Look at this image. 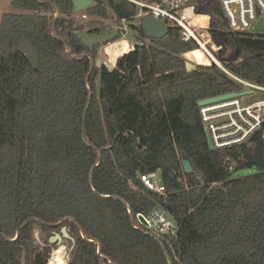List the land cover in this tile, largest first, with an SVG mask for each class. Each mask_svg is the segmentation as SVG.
I'll use <instances>...</instances> for the list:
<instances>
[{
  "label": "trees",
  "instance_id": "trees-1",
  "mask_svg": "<svg viewBox=\"0 0 264 264\" xmlns=\"http://www.w3.org/2000/svg\"><path fill=\"white\" fill-rule=\"evenodd\" d=\"M10 1L45 13L0 18V264H264V138L211 148L199 105L241 84L177 27L150 43L136 35L134 51L116 56L129 61L123 73L97 64L100 44L79 36L72 0ZM109 10L119 21L138 12L97 0L86 13ZM132 28L147 37L142 22ZM223 31L215 44L243 59L220 60L264 86V51L244 42L255 35ZM23 39L37 68L17 50ZM186 54L204 64L189 70ZM158 169L165 195L138 186ZM161 198L176 235L136 226ZM63 226L75 239L66 262L65 246L49 242Z\"/></svg>",
  "mask_w": 264,
  "mask_h": 264
},
{
  "label": "built area",
  "instance_id": "built-area-1",
  "mask_svg": "<svg viewBox=\"0 0 264 264\" xmlns=\"http://www.w3.org/2000/svg\"><path fill=\"white\" fill-rule=\"evenodd\" d=\"M136 4L138 12L135 18L140 22L146 17L153 16L162 19L171 27L180 29V37L184 41H195L202 53L215 61V63L228 75L237 80L241 86L243 95L236 98L221 101L214 104L201 106V116L206 135L210 137L213 148H225L234 145H251V140L257 133L264 138V98L250 103L243 101L244 97L253 92L264 94V86L252 83L233 74L226 65L217 61L213 52L218 53L215 43L223 33H250L256 22L264 18V0H130ZM83 17L87 16L83 14ZM121 20L123 38L129 35L126 22ZM217 22L219 27H215ZM248 36V35H247ZM116 42H108V48ZM132 51L135 44L130 41ZM238 53V52H237ZM223 56V55H222ZM221 57V56H220ZM109 57V61L111 60ZM120 57H115V61ZM197 64H201L197 57L192 58ZM243 57L231 56L227 61H241ZM107 65V64H106ZM229 171L235 169L233 163H229ZM138 182L150 191L160 195L167 193L161 180L160 170L149 173H139ZM141 187L140 185H138ZM136 226L145 228L156 235H176L179 231L178 224L168 215L162 205H158L149 213L138 212L135 215ZM36 237L39 238L38 232ZM68 259L65 257V262ZM65 264V263H64Z\"/></svg>",
  "mask_w": 264,
  "mask_h": 264
},
{
  "label": "rangeland",
  "instance_id": "rangeland-1",
  "mask_svg": "<svg viewBox=\"0 0 264 264\" xmlns=\"http://www.w3.org/2000/svg\"><path fill=\"white\" fill-rule=\"evenodd\" d=\"M97 3V0H94V4ZM5 13H25V14H33V13H45V11L42 10H37V9H31V8H23V7H19V6H14L11 4L10 0H0V18L2 17L3 14ZM83 14H85L87 17L84 18ZM108 17H100L97 15H90L88 13H86V10L77 13L76 15H72V18H74L76 20V24H85V28L84 30L79 31V36L82 38V40L84 41L85 44L92 46L96 43L100 44L99 47V53H98V60L101 61V64H107V66L111 69H119L120 72L125 73L126 69L130 66L129 65V61H127L126 58L123 57V61H115V57L117 55H122L124 54L123 52L128 51L130 46H129V42L128 40L130 39V41H132L135 45L137 42V38L136 35L140 36L146 43H150V39H148L147 37H145L143 34H141L139 31H136L134 28H132V24L134 25H138L140 23V20L138 18L132 19V20H128L126 22L127 25V30L129 32V35L126 39H123V34H122V30L119 29V27L121 26V21L117 20L114 13L109 10L108 12ZM93 28V29H97L96 31L90 32L89 29ZM250 33L256 35H264V18H260L256 24L254 25V27L250 30ZM117 35H119L118 38ZM246 36V35H245ZM115 38V39H114ZM123 39V40H122ZM108 42H116L114 46H119L120 42H121V52L120 54H116V53H112L110 54L109 48L106 51V48L108 46ZM223 43L224 40H223ZM119 44V45H118ZM224 48L222 49H218V53L217 52H213V55L215 56V58L217 59V61L221 62L223 64V61L220 60V58L226 59L228 58V56L230 55L231 52V47L228 45H223ZM132 48V47H131ZM111 49V48H110ZM254 52H260V51H264V49H252ZM223 55V56H222ZM111 56V60L109 61V57ZM205 56V55H204ZM221 56V57H220ZM206 57V56H205ZM185 58L194 63L195 65H198L196 63V61H194L192 58L193 57H189L187 56V54L185 55ZM209 60V64L214 63L215 61L211 60L210 58L206 57ZM120 60H122V58L120 57ZM200 62V61H199ZM201 64H204L202 62H200ZM100 64V65H101ZM208 65V64H205ZM264 98V94L260 93V92H253L250 96H246L244 97L243 101L245 103H250L254 100H258ZM69 241H63L61 245L57 244L56 249H58L60 246H65V257L67 258L68 255H70V251H69ZM55 249V250H56ZM61 253L59 252L58 255H60Z\"/></svg>",
  "mask_w": 264,
  "mask_h": 264
},
{
  "label": "water",
  "instance_id": "water-1",
  "mask_svg": "<svg viewBox=\"0 0 264 264\" xmlns=\"http://www.w3.org/2000/svg\"><path fill=\"white\" fill-rule=\"evenodd\" d=\"M72 1L74 3L75 13H80L86 10L88 7L92 6L94 3V0H72ZM142 25H143L145 34L148 39L163 38L170 31V27L166 24L164 20L155 18L153 16L144 18L142 20ZM244 42L247 46L253 49L254 47L264 44V38L259 37V36H245ZM142 44L144 45L145 42H142ZM17 50L20 53L24 54L29 59V61L34 66V68L38 67L39 62H38V56H37L36 50L34 49L33 45L30 43L28 39H23L18 44ZM97 64L100 65L101 61L98 60ZM186 64L189 70H193L196 68V65L190 61H187ZM243 93L231 92V93H226V94H222V95H218L214 97H209V98L200 100L199 105L204 106V105L214 104V103H218V102L225 101V100H230L240 95H243ZM207 140H208L210 147L213 148V145L210 141L209 136H207ZM183 167L186 173L191 172L193 169L192 164L190 160L188 159L183 160ZM139 185L144 191L150 192V190L145 188L140 181H139ZM160 205H162L163 207L166 206V202L164 198L160 199ZM63 221H60L58 224H61ZM68 240L72 241L73 245L75 244V239L74 237L71 236L66 226H63L59 232H54V234L49 238V242L51 244L57 243L58 245H61L63 241H68ZM68 258H69V255H68Z\"/></svg>",
  "mask_w": 264,
  "mask_h": 264
},
{
  "label": "bare ground",
  "instance_id": "bare-ground-1",
  "mask_svg": "<svg viewBox=\"0 0 264 264\" xmlns=\"http://www.w3.org/2000/svg\"><path fill=\"white\" fill-rule=\"evenodd\" d=\"M127 37H128V35H127ZM127 37H124L123 39H126ZM122 39V40H123ZM119 45V44H118ZM120 48H121V42H120V45L117 47V46H113V47H111V49H109V51H110V54H114V53H116V54H120V52H121V50H120ZM131 48H129V50H130ZM128 50V51H129ZM128 51H126V52H128ZM123 53H125V51L123 52ZM60 263H64V260H60L59 261Z\"/></svg>",
  "mask_w": 264,
  "mask_h": 264
},
{
  "label": "flooded vegetation",
  "instance_id": "flooded-vegetation-1",
  "mask_svg": "<svg viewBox=\"0 0 264 264\" xmlns=\"http://www.w3.org/2000/svg\"><path fill=\"white\" fill-rule=\"evenodd\" d=\"M254 49H264V44H261L260 46L254 47Z\"/></svg>",
  "mask_w": 264,
  "mask_h": 264
},
{
  "label": "crops",
  "instance_id": "crops-1",
  "mask_svg": "<svg viewBox=\"0 0 264 264\" xmlns=\"http://www.w3.org/2000/svg\"><path fill=\"white\" fill-rule=\"evenodd\" d=\"M77 13H75L74 11H73V13L71 14V17H72V15L74 16V15H76ZM128 42L130 43V39L128 40Z\"/></svg>",
  "mask_w": 264,
  "mask_h": 264
}]
</instances>
